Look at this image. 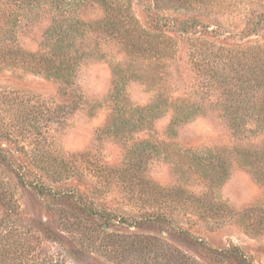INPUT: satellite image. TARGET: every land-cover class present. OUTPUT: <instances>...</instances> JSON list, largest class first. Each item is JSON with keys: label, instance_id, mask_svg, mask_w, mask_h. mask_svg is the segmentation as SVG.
I'll use <instances>...</instances> for the list:
<instances>
[{"label": "rangeland", "instance_id": "1", "mask_svg": "<svg viewBox=\"0 0 264 264\" xmlns=\"http://www.w3.org/2000/svg\"><path fill=\"white\" fill-rule=\"evenodd\" d=\"M249 1L112 15L0 0V223L45 235L66 264H240L232 247L264 264V26L241 32ZM62 13L75 33L49 48ZM178 14L201 32L166 31Z\"/></svg>", "mask_w": 264, "mask_h": 264}, {"label": "trees", "instance_id": "2", "mask_svg": "<svg viewBox=\"0 0 264 264\" xmlns=\"http://www.w3.org/2000/svg\"><path fill=\"white\" fill-rule=\"evenodd\" d=\"M56 6L54 7H61V0H55ZM67 5L76 6L78 4L77 0H66ZM83 3L85 0H80ZM96 2H100L102 5H105L108 8V11L118 12L122 10V12H126L127 15L130 12V1L129 0H94ZM137 2H141L142 0H136ZM151 3V11L150 13L154 15L157 8V0H145ZM253 1V0H252ZM252 1H249V8L248 12L246 13V21L245 25L241 29V32L246 35L250 32H254L258 26H264V24L260 23L264 21V0H255L258 5H261V9L258 13L254 14L250 12L252 9ZM76 4V5H74ZM155 5V6H153ZM130 14V13H129ZM249 15V16H248ZM257 16V17H256ZM132 18L131 16H128ZM185 17V14H178L173 16L168 23L166 24V31L173 32V33H190L196 34V29L192 32L189 30H185L182 27V23L180 19ZM56 22H54V18H52V25L48 28L47 31V40L49 41V48H59L62 49L65 45V41L68 39V35H72L75 33L74 28L77 26L76 21L78 18L69 16L67 14H61V16H56ZM257 18V20H255ZM153 21L150 22L153 26L151 29L158 31L161 26L158 25V22H155L154 18L151 19ZM50 23V24H51ZM54 23V24H53ZM57 23V24H55ZM81 24V23H80ZM253 27V28H252ZM73 28V30H71ZM57 32V33H55ZM50 34V35H49ZM5 45L0 43V52L5 49ZM261 52L264 53L262 50ZM42 71L46 68H41ZM156 219L161 222L160 219H165V217L160 216L158 214H147L142 216V219ZM162 217V218H161ZM166 220V219H165ZM183 231V230H182ZM224 256H234L238 258L240 264H253L248 260L247 257L236 247L229 248L224 250ZM65 253L61 247H54L50 242L47 240L45 235H41L36 231L28 229L18 223L15 220L5 219L0 223V264H66L65 261Z\"/></svg>", "mask_w": 264, "mask_h": 264}]
</instances>
